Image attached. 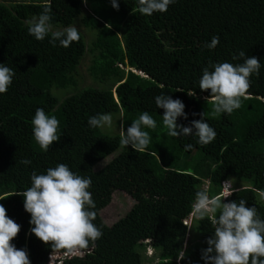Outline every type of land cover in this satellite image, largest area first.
<instances>
[{"label":"trees","instance_id":"trees-1","mask_svg":"<svg viewBox=\"0 0 264 264\" xmlns=\"http://www.w3.org/2000/svg\"><path fill=\"white\" fill-rule=\"evenodd\" d=\"M44 6L51 8L53 30L75 26L79 40L64 48L30 36L28 21ZM135 7V0H119L118 11L111 0H0V63L15 71L0 94V204L20 225L11 243L27 251L31 264H49L53 252L30 232L24 198L13 194L31 186L33 171L43 174L57 164L91 178L93 223L103 233L95 246L89 242L57 264H204L202 250L214 228L207 218L197 219L192 204L206 184L214 197L233 181L223 202L244 199L264 219V0H177L152 16ZM214 35L219 44L209 50ZM239 51L260 60L259 75L250 77L239 109L216 115L207 102L210 90L199 89L202 69L210 62L241 63L232 58ZM87 55L95 85H82ZM162 93L185 104L188 119L178 118L179 124L190 126L204 114L215 139L201 146L192 136L167 135L154 100ZM37 108L59 121L60 140L47 152L33 139ZM144 112L157 122L156 131L148 130L149 155L119 145L121 123L126 131ZM98 113L112 115L111 128H89L88 118ZM186 144L192 149L185 151ZM24 159L31 163H20ZM119 190L135 203L108 225L101 212ZM185 243V259L177 261Z\"/></svg>","mask_w":264,"mask_h":264},{"label":"clouds","instance_id":"clouds-1","mask_svg":"<svg viewBox=\"0 0 264 264\" xmlns=\"http://www.w3.org/2000/svg\"><path fill=\"white\" fill-rule=\"evenodd\" d=\"M82 2L87 4L88 0ZM175 3L177 0H135V11L143 16H152L154 13L166 12ZM111 6L118 11L119 0H111ZM51 21V8L44 6L38 16L28 21V34L38 41L49 37V43L54 47L58 42L59 46L67 48L79 40L75 26L53 30ZM218 44L219 36L214 35L205 47L213 50ZM232 58L242 62L235 65L210 62L202 69L199 89L210 90L207 102L212 105L216 115H230L240 108L241 100L247 99L249 95L250 77L259 75L262 66L257 57H246L244 51H239L238 56L234 54ZM14 76L12 68L0 63V94L8 91ZM187 95L194 97L195 92L189 89ZM154 100L156 107L163 109L162 125L167 135L177 138L192 136L201 146L215 139L216 132L207 123L204 114L201 119L193 120L190 126L177 122L178 118L188 119L185 104L179 98L172 99L170 95L162 93L155 96ZM31 124L33 139L42 152H47L54 142L60 140L59 121L54 115L46 114L42 108L36 109ZM87 125L91 129L111 128L112 115L98 113L90 116ZM120 127L121 147L130 146L136 153L151 154L148 151L151 141L148 130L157 129V122L151 115L147 112L140 114L131 121L126 131L123 123ZM192 147V144H186L184 150L188 151ZM20 163L28 165L31 161L24 159ZM30 180V187L13 195L24 198L23 207L30 214L29 224L33 226L30 232L51 247L53 253L49 264H57L62 255H79L89 242L95 246V241L103 233L93 223L96 213L93 211L95 202L89 191L91 178L76 174L65 164H57L43 174L33 171ZM229 182L225 181L223 191L214 197L209 196L206 187L195 192L193 213L197 219L210 220L214 228L211 237L206 240L208 247L202 250L201 259L204 264H264V219H261L256 207H246L244 199L223 202L234 190ZM182 223L186 225V222ZM19 231L20 225L7 216L5 207L0 204V264H31L27 251L17 249L11 243ZM61 249L65 250L64 254L59 252ZM186 249L185 243L178 250L177 261L185 259Z\"/></svg>","mask_w":264,"mask_h":264},{"label":"rangeland","instance_id":"rangeland-1","mask_svg":"<svg viewBox=\"0 0 264 264\" xmlns=\"http://www.w3.org/2000/svg\"><path fill=\"white\" fill-rule=\"evenodd\" d=\"M79 29L84 30V28L80 25H76ZM86 34V32H85ZM92 61V56L87 55L80 66V72L84 78V82L82 85H95V82L90 78L88 75V67ZM231 187H234L233 181L229 182ZM207 187V185L205 186ZM231 190V189H230ZM135 203V200L125 191H116L114 195H112L111 201L109 205L102 210L101 215L105 221L106 224L112 225L116 221H118L120 218L124 217L127 212L131 210L133 207V204ZM154 253V249L151 248L148 250V255H152ZM57 260V259H56ZM54 260V261H56Z\"/></svg>","mask_w":264,"mask_h":264}]
</instances>
